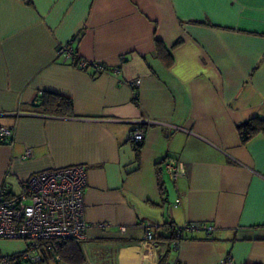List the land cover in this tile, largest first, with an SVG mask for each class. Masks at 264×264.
I'll use <instances>...</instances> for the list:
<instances>
[{"label": "crops", "instance_id": "obj_1", "mask_svg": "<svg viewBox=\"0 0 264 264\" xmlns=\"http://www.w3.org/2000/svg\"><path fill=\"white\" fill-rule=\"evenodd\" d=\"M69 40L104 69L63 60ZM45 92L70 98L72 114L44 112ZM254 116L264 117V0H0V125L13 129L0 191L83 165L80 264H264V135L243 144L236 129ZM145 120L155 123L136 156L128 133ZM169 158L184 164L176 182ZM26 246L0 238V256Z\"/></svg>", "mask_w": 264, "mask_h": 264}, {"label": "built area", "instance_id": "obj_2", "mask_svg": "<svg viewBox=\"0 0 264 264\" xmlns=\"http://www.w3.org/2000/svg\"><path fill=\"white\" fill-rule=\"evenodd\" d=\"M72 43V40H69L58 45L56 53L63 60L69 61L77 68L93 66L99 70L104 69L99 64H92L80 58ZM128 83L136 88L140 79ZM134 96L136 99V91ZM139 122L141 124L128 133L127 140L134 145H142L149 125L155 123L151 120ZM12 135V128L0 125V143L6 142ZM31 154V149H27L23 156L29 157ZM164 171L172 182H176L185 174L183 162L172 158L165 160ZM86 186L85 167L74 165L32 173L21 182L18 193L8 194L0 191V238L27 242L22 252L1 255L0 264H17L22 261L27 264H47V252L54 243L61 244L69 239L84 240L87 234L84 214ZM178 202L179 199H176V203ZM105 225L107 224H100ZM195 226L202 229L206 235H211L214 229L207 223H198ZM187 227L192 225L176 226V236L182 237L183 230ZM144 243L147 246H155L157 243L156 233L149 228L144 231ZM53 257L60 258L57 254ZM226 263L227 261H223L220 264Z\"/></svg>", "mask_w": 264, "mask_h": 264}, {"label": "trees", "instance_id": "obj_3", "mask_svg": "<svg viewBox=\"0 0 264 264\" xmlns=\"http://www.w3.org/2000/svg\"><path fill=\"white\" fill-rule=\"evenodd\" d=\"M156 49L158 55L161 56V49H164V46L160 41L156 40ZM166 49V48H165ZM166 56L169 59L168 62L164 61L166 64L171 62L172 56L169 53V50L166 51ZM38 106H40L44 112L47 113H56V114H65L70 115L72 114V101L70 98L45 92L38 98ZM241 142L243 144H247L253 138L258 135H264V117L254 116L242 123H239L236 127ZM141 145L135 144L134 149L136 151V156L139 153ZM173 229V233L170 236V239L178 238L175 233V227L171 226ZM181 238V237H180ZM179 238V239H180ZM75 239H69L65 242L58 244L54 243L52 245L51 250L47 252V257H52L57 254L60 259L66 261L69 264H80L81 262V252L79 250L78 244ZM27 264L26 262H19L17 264ZM161 264V263H158Z\"/></svg>", "mask_w": 264, "mask_h": 264}]
</instances>
